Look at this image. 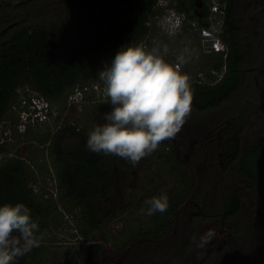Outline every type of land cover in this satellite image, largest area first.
I'll return each instance as SVG.
<instances>
[{
    "label": "trees",
    "instance_id": "16d2710c",
    "mask_svg": "<svg viewBox=\"0 0 264 264\" xmlns=\"http://www.w3.org/2000/svg\"><path fill=\"white\" fill-rule=\"evenodd\" d=\"M159 1L0 0V124L10 115L9 110L18 101V89L25 84L34 85L57 106L63 104L60 100L64 93L67 100L69 93L81 83L85 85L97 80L104 84L98 76L103 69L101 65L122 46L143 42L151 31L148 22L156 15ZM221 1L225 2L221 37L228 50L226 54H208L213 62L201 71L206 80L190 83L192 111L203 115L223 104L239 101L226 116L210 126L207 137H203L204 145L194 152L193 159L198 153L202 154V149L206 163L219 155L227 172L236 171L255 190L261 191L264 189V0L258 2L257 18L250 17L248 10L240 11L241 0ZM193 2L191 6L183 3L176 8L184 14V20H196L200 29L209 27L208 1ZM193 8L200 10L202 15H197ZM212 70L223 71L220 80ZM108 110H111L108 102L97 103L92 109L94 119L91 124L85 125L80 120L67 122L51 136V153L55 154L53 170L59 183L58 199L38 190L34 186L38 182L35 170L13 157L0 163V206L23 203L31 210L38 226H47L50 218L55 220L62 214L60 205L71 215L73 206L78 205L83 214L75 217L77 230L80 235L94 237L93 231L118 214L112 199V177L117 168H128L129 164L126 159L115 155L93 153L86 146L89 132L99 125L98 117L101 118L99 122L104 123L103 114ZM252 123L258 128L256 133ZM30 129L18 137L15 133L13 138L18 141L23 136L25 139L35 138L36 134H30ZM190 138V134L185 133L179 136L178 146L164 144L163 148H172L171 153L168 152L169 167L180 169V192L170 196L168 210L160 214V222L155 227L134 233V238L160 240L169 234L182 219L184 209L191 206L185 203L196 189V205L190 208L193 228L176 250L167 249L161 257L138 256L135 261L123 257L116 264H187L199 223L212 219H218L223 229L232 231L227 243L217 247L199 264H231L237 241L244 232V223L241 229L236 224L243 198L235 190L221 191L218 208L210 213L209 190L204 184L198 187L197 170L191 171V163L188 168L180 167L179 157L189 150ZM3 149L6 147L0 143V150ZM151 157L152 154L142 158L139 164H147ZM42 167L38 165V168ZM38 234L39 230L36 237ZM94 240L96 243L87 264L100 251L101 243L98 238L94 237ZM42 243L14 263L31 264L39 257L40 248H44ZM134 247L130 246V250ZM69 252L67 250L66 254ZM66 258L59 259L56 264H69ZM250 264H264V248Z\"/></svg>",
    "mask_w": 264,
    "mask_h": 264
},
{
    "label": "rangeland",
    "instance_id": "374dc122",
    "mask_svg": "<svg viewBox=\"0 0 264 264\" xmlns=\"http://www.w3.org/2000/svg\"><path fill=\"white\" fill-rule=\"evenodd\" d=\"M259 1L241 0L240 11L242 12V9L248 10L250 17L257 18L259 10H256V8ZM183 3L186 6H191L194 2L193 0H160L156 15L148 22L151 31L142 43L148 48L152 47L154 41L167 44L170 51L165 59L173 63L185 48L189 49L192 52V58L187 64L182 65L180 70L190 75L191 79L199 72L204 71L209 63L213 62L208 58V54L213 53L204 51L203 43L205 41L203 40L200 25L196 20L187 21L185 19L179 28L176 29V35L171 38L168 36L167 29L173 25L169 20H172L174 17L170 13L172 10L177 12L178 8L176 6H181ZM192 10L197 15H202L200 10L195 8ZM168 16L170 17L168 18ZM116 53L113 52V55L108 56L109 61L104 62L101 67L104 68L106 63H110ZM87 84L93 86L97 91L93 88L91 91H88V97L84 98L80 105L67 106V100L65 99L67 94L64 93L62 96L63 99L60 100V103L63 104L58 107L59 109L61 108L63 124L67 122L75 123V121L80 120L85 125H89L94 119V111L92 112L94 105L108 102L103 94L104 84H100V81L98 82L97 80H92ZM238 101L237 99L236 102ZM236 102L223 104L218 109L203 115L191 111L190 116L176 137L161 143L158 150L152 153V157L147 164L138 163L136 166H133L129 162L128 168H117L113 173L111 192L113 205L118 208V214L113 219L105 220L95 232L93 231V235L95 238H98L101 247L99 253L90 259L89 264H116L123 257L128 258L129 261H135L134 258L138 259V256L142 255L161 257L165 250L172 248L176 250L181 245L187 233L194 226L190 220V208L196 205L194 201L196 189L193 193L189 194L185 203L187 206L190 203L191 206L184 209L182 219L169 234L157 240L156 238L151 239L140 236L134 238V233L155 227L160 222L161 213L157 212L151 216L146 214L147 205L144 203L146 200L162 194H166L169 200L170 196L180 192V169L173 170V168L169 167L168 156L172 148L163 147L164 144L168 145L169 143L178 146L177 141L179 136H183L185 133L190 134L191 138L189 140V150L186 154L179 157V161L181 162L180 167L188 168L189 163H191V171L197 170L196 180L198 187L204 184L209 190L210 213L218 208V198L221 191L235 190L243 198L242 208L236 224H239V229H241L244 223V232L237 241V250L231 264H250L255 260L264 248V224L262 225V221H264V189L261 191L255 190L245 178L234 170L227 172L220 161L219 155L216 158L214 157V160L210 162L211 164L208 163L210 160L206 163L204 160L205 151L202 149V154L198 153L196 158L193 159L194 152L204 145L203 139L207 137L210 126L218 119L220 120L226 116L230 110L234 109L237 104ZM9 113L10 115H7L1 123L6 128L10 126L13 136L16 133L18 137V133L13 131L16 112L12 109L9 110ZM100 119V117L97 119V124L99 125L103 124L99 122ZM252 125L255 127L254 133H256L258 128L254 123ZM1 128L0 137L4 138V142L1 144L5 145L6 149L0 150L3 153L0 163L13 157L21 159L37 173L38 182L34 186L38 190H43L41 192L46 193L47 196H51L50 194H52L50 189H56L58 192L59 183L57 182V177L55 178L56 171L55 169L53 170L52 164L55 154L51 153L52 144L49 142L51 136L58 129H56V123H44L30 127V134H36V137L25 139L23 136L20 141L14 138L12 140L7 138L5 131L3 132V126ZM46 137H48L47 141ZM10 152L13 153L12 156H10ZM38 165L43 167L40 169ZM204 187L202 186L201 188L204 189ZM60 190H62L61 186ZM198 193L199 190L196 195ZM53 199H58V196L56 198L53 197ZM65 204L67 205L66 202ZM69 206L72 207V205ZM141 208L145 209L144 213H141ZM60 209L59 212L62 214L57 216L55 220L50 218L47 226L40 224L39 237L37 238L40 244L43 242L44 248H40L39 257L35 261H32L31 264H56L64 256L67 257L66 259L69 264H87V260L90 258L89 253L93 250V245L96 242L94 237L91 238V234L80 235V232L77 230L78 223L75 221V217H81L83 214L81 213V207L78 205L73 206L72 215L74 217L67 211H64L61 205ZM158 216L159 218H157ZM51 217H53V214ZM245 221L247 222L245 223ZM220 223L218 219L199 223L196 235L197 241L201 234L205 233L208 229H213L216 235L203 248L197 247L195 243L189 253L187 264H199L204 257L212 255L217 247L224 246L227 243L228 235L232 230L229 228L223 229ZM100 236L104 240L100 239ZM129 242H131L130 245L126 247V244ZM130 246L135 247L130 250ZM67 250L70 251L68 254H66Z\"/></svg>",
    "mask_w": 264,
    "mask_h": 264
},
{
    "label": "clouds",
    "instance_id": "9594fccd",
    "mask_svg": "<svg viewBox=\"0 0 264 264\" xmlns=\"http://www.w3.org/2000/svg\"><path fill=\"white\" fill-rule=\"evenodd\" d=\"M179 26L177 20L167 29L170 38ZM169 51L167 44L155 41L150 48L144 43L127 44L98 72L111 110L103 114L105 122L89 132V151L115 155L136 166L161 143L176 137L192 111L189 76L180 70L190 61L192 52L185 48L173 63L165 59ZM144 203L149 216L164 213L169 207L166 194ZM140 211L144 213L145 209ZM38 230L25 204L0 206V264H14L18 257L39 247L35 235ZM215 235L208 229L194 242L203 248Z\"/></svg>",
    "mask_w": 264,
    "mask_h": 264
},
{
    "label": "built area",
    "instance_id": "2783aa9c",
    "mask_svg": "<svg viewBox=\"0 0 264 264\" xmlns=\"http://www.w3.org/2000/svg\"><path fill=\"white\" fill-rule=\"evenodd\" d=\"M207 1L209 4V13L207 16L209 27L205 26L201 28L203 40L205 41L203 43V49L207 53L224 52L226 54L228 45L221 37L225 20V2L221 0ZM177 12L172 10L170 13V15L174 16L172 20H169L173 25L177 20H179V25H181L183 21L184 14L179 11ZM169 17L170 16H168V18ZM212 73L217 77V80H220L223 75V71L218 72L217 70H212ZM188 76L190 83L194 82L195 80H206L205 74L203 72H199L194 78L191 79V76ZM92 88L95 89L89 84L77 85L67 97V106L80 105L84 98L88 97V91H91ZM18 93V101L11 107L16 112V120L13 123L14 132H17L18 135H24L30 127L44 123H56V129L62 126L63 116L61 115V110L59 107L54 105L46 96L41 94L34 85L25 84L18 89ZM2 126L7 138L12 140L14 137L12 134V128L7 126V129L4 127V124L1 123L0 129H2ZM3 142L4 138L1 137L0 143ZM9 154L10 156L13 155L12 152ZM1 156L3 157V153L0 151V158ZM50 191L55 198L58 196L56 189H50Z\"/></svg>",
    "mask_w": 264,
    "mask_h": 264
}]
</instances>
